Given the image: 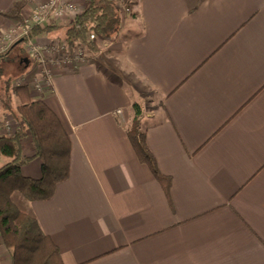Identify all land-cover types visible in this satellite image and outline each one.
I'll return each instance as SVG.
<instances>
[{
    "label": "crops",
    "instance_id": "0c3cea01",
    "mask_svg": "<svg viewBox=\"0 0 264 264\" xmlns=\"http://www.w3.org/2000/svg\"><path fill=\"white\" fill-rule=\"evenodd\" d=\"M14 1L0 0V11ZM75 1L80 12L85 0ZM119 1L129 10L118 37L77 62L48 65V82L26 41L0 60L12 86L22 78L71 142L69 176L49 199L13 191L12 200L64 264H264V0ZM38 2L24 0L20 15ZM18 22L0 14V49ZM29 40L46 57L62 41L57 32ZM136 116L171 178L169 198L127 136ZM16 128L0 103V135ZM23 153L33 154L28 139ZM41 164L33 157L21 173L40 177ZM0 264H11L1 239Z\"/></svg>",
    "mask_w": 264,
    "mask_h": 264
},
{
    "label": "trees",
    "instance_id": "16d2710c",
    "mask_svg": "<svg viewBox=\"0 0 264 264\" xmlns=\"http://www.w3.org/2000/svg\"><path fill=\"white\" fill-rule=\"evenodd\" d=\"M23 5L24 0H16L10 9L0 11V14L21 20ZM122 14L117 0H85L82 10L65 25L32 26L28 36L57 32V39L70 48L82 44L95 53L99 50V41L118 37ZM90 32L95 34L94 39L88 38ZM26 39L16 40L7 51L1 52L0 60L17 46L23 51L21 45ZM4 66L3 70L0 67L1 110L13 115L17 128L11 134L0 135V155L6 158L0 165V239L9 253L11 264H64L58 246L41 229L34 216L17 207L11 195L18 191L28 200L49 199L56 185L69 176L70 137L59 117L42 99L32 100L24 84L12 86V75L15 74L4 76ZM12 94L19 99L15 106L12 105ZM126 132L139 161L148 166L169 198L171 178L159 170L137 116L131 120ZM25 139L33 149L32 155L23 153ZM33 157L42 162L41 176L37 178L21 173V166Z\"/></svg>",
    "mask_w": 264,
    "mask_h": 264
},
{
    "label": "built area",
    "instance_id": "2783aa9c",
    "mask_svg": "<svg viewBox=\"0 0 264 264\" xmlns=\"http://www.w3.org/2000/svg\"><path fill=\"white\" fill-rule=\"evenodd\" d=\"M117 2L119 4L121 1L117 0ZM121 5L123 12L129 10L127 3H122ZM77 11L75 0H39L37 5L27 15L21 17L16 26L5 33L3 32V44L0 52L7 51L16 40L26 37L27 44L25 49L29 58L40 67L45 80L47 82L50 81L51 72L48 65L57 64L65 66L72 64L74 61L77 62V60L79 61L84 57L88 48L82 44H77L70 48L65 42L58 41L49 49L52 50V55L46 57L39 47L29 40V29L32 26L41 28L48 23L57 24L67 13L75 15L78 13ZM88 38L94 39L95 34L90 32ZM22 80V78L15 80L14 85L23 84Z\"/></svg>",
    "mask_w": 264,
    "mask_h": 264
},
{
    "label": "rangeland",
    "instance_id": "374dc122",
    "mask_svg": "<svg viewBox=\"0 0 264 264\" xmlns=\"http://www.w3.org/2000/svg\"><path fill=\"white\" fill-rule=\"evenodd\" d=\"M121 4H122V2H120ZM119 3V5H120V7H121V4ZM122 27V26H121ZM121 30V29H120ZM102 41H99V43H101ZM150 106L149 105H147L146 106V109H148Z\"/></svg>",
    "mask_w": 264,
    "mask_h": 264
}]
</instances>
